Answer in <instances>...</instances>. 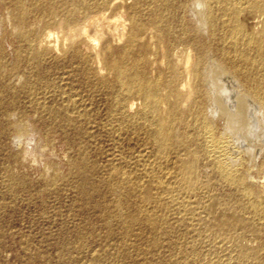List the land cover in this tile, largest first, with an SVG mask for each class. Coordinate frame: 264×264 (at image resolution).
Here are the masks:
<instances>
[{
  "label": "bare ground",
  "instance_id": "6f19581e",
  "mask_svg": "<svg viewBox=\"0 0 264 264\" xmlns=\"http://www.w3.org/2000/svg\"><path fill=\"white\" fill-rule=\"evenodd\" d=\"M24 1L0 4L9 2L18 11L29 61L43 62L60 51L69 73L80 78L91 98L101 95L106 107L102 118L69 94L59 104L48 105L47 95H60L50 74L33 78L38 93L44 94L31 98L35 109L49 128L62 132L75 153L69 188L89 199L98 194L99 183L113 191L126 184L128 194L138 193L140 203L153 200L182 228L181 264H264V195L255 197L250 189L260 185L264 192V0H62L43 17L53 21L60 14L67 30L55 37L47 31L39 41L23 34L29 16ZM28 1L36 6L56 2ZM92 5L99 10L93 15ZM104 10L114 16L107 17ZM76 62L79 67L73 68ZM24 90L31 93L32 86ZM4 94L0 86V97ZM13 109L14 104L0 109L1 115L9 116ZM21 126H13L16 145L26 134ZM93 130L104 134L115 149L121 136L141 138L145 152L136 172H126L125 165L132 164L116 153L99 155L94 150L96 159H105L104 166L92 160ZM28 142L15 152L18 168L24 167L21 158L28 160L26 155L38 157ZM4 169L10 191L16 190L11 165ZM204 169L209 170L207 182L201 178ZM102 171L106 173L100 175ZM26 185L20 180L24 193ZM55 186L52 178L50 187ZM206 187H223L227 194L222 199L212 196L203 205L197 195L205 194ZM83 200L78 207L86 212L90 205ZM201 212L215 234L217 249L210 258L202 250ZM140 214L150 233L160 229L174 234L169 222L157 223L143 210ZM138 220L131 217L127 222ZM81 231L74 230L77 243Z\"/></svg>",
  "mask_w": 264,
  "mask_h": 264
},
{
  "label": "rangeland",
  "instance_id": "374dc122",
  "mask_svg": "<svg viewBox=\"0 0 264 264\" xmlns=\"http://www.w3.org/2000/svg\"><path fill=\"white\" fill-rule=\"evenodd\" d=\"M125 1L128 4L132 2V0ZM31 4V1H24L29 16L22 28L23 34H27L30 40H42L45 35H48L47 33H51L53 36L65 33L67 28L60 14L54 17L53 21L43 17V15H49L52 8L57 9L58 4L62 5V0H56L55 4L48 2L37 6ZM97 11H99L98 8L92 5V15ZM104 11V14L107 13V17L114 16L112 10ZM17 16L18 11L11 3L0 4V86L5 89V94L0 97V109H6L14 104L13 114L11 113L10 117L2 116L1 112L4 110H0V264H181L183 258L182 228L170 220L171 217L167 210L156 207L153 200L145 205L140 203L136 199L138 193L129 195V187L126 184L122 189L113 191L107 183H99L98 194L90 196L89 199L81 198L69 188L75 153L66 144L62 132L49 128V122L41 119V114L35 109L31 98H44V94L40 91L38 93L33 78L35 75L50 74V82L52 85H56V91L60 95L54 96L52 99L47 95L48 105L59 104L62 97L69 96L76 101H82L84 107L90 108L89 111L98 110L101 117L104 118L106 109L104 100L101 95L95 98L90 97L88 89L82 86L80 78L69 73L68 62L63 59L60 51L58 54L57 51H54L47 55V59L43 62L29 61L27 44L20 35ZM190 20L194 22L191 17ZM54 37H52L53 42H55ZM76 67H79L78 62L73 65V68ZM29 85L32 86L31 93L24 90ZM77 95L78 97H76ZM80 97L82 98L80 99ZM14 122L17 125L22 123L21 129L26 130V134L22 136L21 146L15 144L14 137L17 136V130ZM93 132L97 141L94 140L89 145V154L92 160L96 161L98 165L104 166L105 159L100 157L96 159L95 156H98V153L99 155L116 153L121 158L124 156L125 162L132 164L125 165L126 172H136V166L142 164L139 157L145 152L141 138L121 136L118 139L120 148L115 149L104 134H99L95 130ZM131 138L132 140H130ZM28 141L32 145L31 148L34 147L33 149L38 152L37 156L41 157L33 159L26 155L28 160L21 158V161H24V167L18 168L14 158L15 152L19 147V151L24 149L26 143H29ZM35 146L42 151H39ZM36 159L37 161H34ZM134 163L135 165H133ZM9 165H11L13 174L18 181L16 190L13 189L12 192L10 191L12 186H9L4 176V168ZM163 168L164 166H162ZM205 170L201 177L203 182H207L206 176L209 174V170ZM105 173L102 171L100 175ZM46 174L48 175L46 176ZM24 176L25 179H23ZM256 176L259 178L261 175ZM52 178H56L54 188L50 187ZM20 180L27 182L25 190L28 193H24V189L20 187ZM255 186L250 188L252 194L255 197L264 195L263 190L260 189L261 186ZM206 188L205 194L201 196L198 193L199 195H197L203 205L212 196L222 199L227 194L223 187ZM39 193L40 197H38ZM81 200L90 205L88 211H80ZM101 204L104 206L103 211L95 208L96 205ZM140 210L152 214L157 223L169 222L172 228H175L174 234L163 233L160 229L150 233L145 228L142 221L145 216L140 214ZM201 216L204 219L200 228L205 234L202 240V250L204 257L210 258L213 257L212 254L217 249L214 240L215 234L208 225L204 212H201ZM131 217L139 220L136 223H128L127 220ZM77 226L82 230L81 235L83 234L78 241L80 244L77 243L73 235Z\"/></svg>",
  "mask_w": 264,
  "mask_h": 264
}]
</instances>
